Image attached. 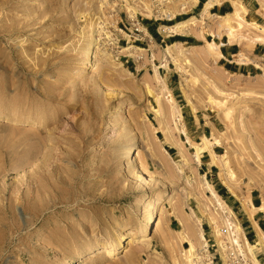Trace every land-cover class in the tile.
Segmentation results:
<instances>
[{"label":"rangeland","instance_id":"1","mask_svg":"<svg viewBox=\"0 0 264 264\" xmlns=\"http://www.w3.org/2000/svg\"><path fill=\"white\" fill-rule=\"evenodd\" d=\"M117 2L0 0V115L18 121L0 119V264H188L186 239L200 257L192 264H255L241 238L246 217L262 239L254 254L264 264V233L253 220L255 214L264 217V211L249 206L264 207V59L251 54L255 45L264 46V32L249 23L264 29V0H236L245 9L241 28L238 20L210 12L198 25L208 41L223 34L238 46L234 57L245 63L234 62L245 65L243 75L224 72L220 56L206 57L195 31L185 35L195 38L182 46L186 60L161 67V49L179 37L158 31L165 40L159 46L154 30L199 18L202 6L195 8L192 0H140L111 14L110 26L123 20L125 9L130 18L137 14L144 25H152L150 54L138 50L134 60L118 52L128 38L117 28L104 31L120 40L118 50L108 48L101 33L102 45L96 20L107 17ZM142 2L156 17L142 14ZM181 4L183 11L178 10ZM163 10L174 19L166 20ZM223 22L228 26L218 30ZM90 35L97 46L91 70L74 78ZM215 43L219 51L221 43ZM154 67L163 79L160 86L154 82ZM167 101L181 113L177 127ZM121 104L126 112L110 116ZM36 120L41 125L31 126ZM181 125L192 144L199 145L202 136L218 142L210 147L216 155L213 164L202 153L196 165L186 136L177 130ZM130 143L144 169L142 179L123 164ZM93 148L98 154L91 159ZM203 175L227 205L225 214L204 189ZM157 195L162 203L132 246L93 261L87 253L78 259L86 248L104 244L107 234L124 240L128 229L140 230L146 203ZM10 214L14 231L7 229ZM225 216L244 258L225 236ZM200 232L206 246L196 242ZM247 241L254 245L256 236Z\"/></svg>","mask_w":264,"mask_h":264},{"label":"bare ground","instance_id":"2","mask_svg":"<svg viewBox=\"0 0 264 264\" xmlns=\"http://www.w3.org/2000/svg\"><path fill=\"white\" fill-rule=\"evenodd\" d=\"M192 2L194 5H196L198 3V0H192ZM228 2H230V4L232 5V11L229 12V14L221 16V18H223L225 20H229V19H234L236 21L238 20L239 23L241 24V22H243V21H241V19H243L242 14L245 11L244 7L242 5H240L238 2H236V0L235 1L234 0H228ZM103 5L105 7L107 4L103 3ZM142 5H143V7L141 9V12L145 17H147V18L156 17L154 9H152L145 2H142ZM182 5L183 4H181L179 6V8H178L179 11L185 10L184 5L183 6ZM218 5H220V4H219V1H217V0H206L202 4L199 18L192 16V17H189L185 20L176 21L170 26L160 25L158 28V31L163 33L166 37L178 36V35L185 36V35H189L192 31H195L198 35V38L201 40L202 43H204V46L206 47V51L208 52V53L207 52L204 53V54H206V57L213 56V55L222 57L221 53L217 50L218 44H216L215 42L206 40L205 36H204L203 28L198 26V25H200L199 23H201V20L204 19V15L209 13V11L214 6H218ZM162 15L165 16V19L168 21H172L174 19V15L170 12L165 11V10L162 11ZM90 20H94V19L90 18ZM249 23L253 26L254 29L261 31V32H264V29L262 28L261 25L257 24L254 21H250ZM236 24L238 25V22ZM90 26H92L91 21H90ZM226 26H228V23H225V22H223L222 24L221 23L217 24L218 30L221 29L222 27H226ZM239 27L241 28L242 24L240 26H238V28ZM140 30L146 36L149 37L151 42L154 41L153 37L147 32L145 26L140 27ZM91 31L94 32V28ZM125 37L128 38L127 46L120 48V50L118 52L125 53L126 56L136 60L137 56H136L135 52H137L139 49H137L132 44V39L130 37H128V36H125ZM257 40H259V39H257ZM95 42H96V40H94L91 35L87 38L86 46L82 49V52L80 55V62H79V64H77L79 66L72 71V77L80 78L82 75L87 74L91 70L92 62H93L94 49L95 48L97 49ZM182 46H183V43H181V42H173V43L165 45L161 49V59L163 62V65L160 64L161 67L162 66L165 67L169 61H171L174 64H177L176 63L177 61L186 60L187 55H186V53H184L182 51ZM190 48H193V47H190ZM234 61L243 63L245 60L244 59L239 60L238 57L237 58L234 57ZM255 68L260 69L262 67H259L257 65ZM154 79H155L154 82H156L157 86H160L163 83V79L158 74L155 67H154ZM167 102H168V104H170V107H171V111H172V112H170L171 118L173 117L172 120L174 122L175 127H177V125H176L177 122H180L182 120L181 113L179 112V110L176 111L173 108L175 106H173V104H171L170 101H167ZM125 112H126V105H124V104L117 105L111 109L110 116L124 114ZM6 118H7L6 116L0 115V119H6ZM7 119L12 121V122H18L17 119H14V118L13 119L7 118ZM31 123H32L31 126H40L41 120L32 121ZM110 123H111V121L109 122V125L112 126ZM179 127L180 128L179 129L177 128V130L186 136L183 125H181ZM186 138H187L188 146L193 149V154H194L193 160L195 161L196 165L201 164L200 155L202 153H208V155L211 157V163L213 164V161H214V158L216 157V155L210 147L213 144L214 145L218 144V142L216 140H214L215 141L214 143H210V141L208 140V138L206 136H202L200 139V144L196 145V144H192L189 141L187 136H186ZM104 141H105V139H104ZM132 146H133V143H130L129 145L124 147L121 158H122L123 164L125 166L130 165L132 167V170H134V176L138 179H142L144 177V174H145L144 169L137 163L138 161L134 157V153L132 151ZM97 154H98L97 149L93 148V150L90 154V158L91 159L95 158ZM223 165H224V168H226L225 170H227L228 164L226 161L223 162ZM228 173H229V176H233L232 172H230L229 170H228ZM203 178H204L203 179L204 180V183H203L204 189L206 190V192H208V194L214 200L215 206H217L216 209L220 210V212L225 214L227 211H229V210L226 211V209L228 208L227 205L223 202V200L220 198V196L214 191L213 187L208 183L205 175H203ZM143 181L145 182L146 179H143ZM227 190L231 193V190L229 188H227ZM58 203L66 204V203H68V199L62 200V201H57V202H52V206H55V204H58ZM161 203H162V196L161 195H157L154 199H152L146 203V210L144 211L145 213L143 214L142 228L140 230L137 229L138 231H136V232H138V234H136L135 231L128 229L127 233L125 234L128 237H126V239H124V240H120V238L116 235L109 236L107 234L105 237V240H104L106 242L104 244H102L98 247H94L93 249L91 247L86 248L85 249L86 252L80 253L78 256V259L82 258L87 253L90 255V257H93V259H92V261H93L94 257L98 256L100 258H102V257L104 258V257L112 256L115 254L116 251H118L119 248L123 249V248H128V247L132 246V244L134 242L133 239L138 237V235L142 236L143 234L146 233L147 226L151 223V220L154 218V216H155L157 210L159 209V206L161 205ZM249 206L257 212H263L264 211L263 206H260V207L254 206L251 202H249ZM229 213H231V212H229ZM137 215H139L138 210L136 211V216ZM224 218H225L224 223L226 224V227H227L226 230L227 229L229 230V232H226L227 234H225V236L226 235L228 236L227 239L229 240V242H231V244L233 243L236 246V249L238 251H240L242 257L244 258V255L242 253V249H241V246L239 243V238H238V236L233 235V233H232L233 231L231 232L232 228L231 227L229 228L230 223L226 219L227 216H225ZM10 220L11 221L8 224L7 229L9 231H14V229H15V218L11 214H10ZM222 224H223V222H222ZM236 228L238 229L239 227H236ZM237 231H239V229ZM241 235H242L241 238L245 241L246 253L248 255H250V258L252 259V263L254 261V263L256 264L257 260L255 257V254H254V248L256 245H262V239H261L260 235L257 234V231H256V242L254 245L248 243L244 233H242ZM198 241L202 242L203 245L206 246L204 236L202 235L201 232L199 233V237L196 238V242H198ZM186 243L189 246L188 249L186 250V257H185L186 262L188 264H192V260L194 258L196 259L197 262H199L200 257H198L196 255V252H195L196 249H195L194 243L190 239H186ZM220 247L223 248V245L221 244Z\"/></svg>","mask_w":264,"mask_h":264},{"label":"crops","instance_id":"3","mask_svg":"<svg viewBox=\"0 0 264 264\" xmlns=\"http://www.w3.org/2000/svg\"><path fill=\"white\" fill-rule=\"evenodd\" d=\"M203 2H204V0H198V3L195 6V8L202 6ZM230 10H231V6H230L229 2L227 0H224L220 5L214 6L209 12L211 15L222 16V15L230 12ZM145 26H146V28H149L150 25L145 24ZM147 32L149 33V30H147ZM153 35L155 36V34H153ZM155 37H157V36H155ZM178 37L179 38L177 41L181 42L183 44L188 43L189 40L190 41L195 40L194 36H192V35L191 36L178 35ZM199 41L201 42L200 39H199ZM213 41H215L217 43H221L219 46V51H220L222 57L219 58V60H218L219 67L226 73H229L232 75H243V72L246 71L245 65H239V64L235 63L233 60L234 56H236L239 53L238 46L236 44H229L227 36L223 35V34H221L219 37L217 35L214 36ZM251 54L253 55V57H256V58L259 57L260 59H264V46L255 45L251 51ZM213 151H214V149H213ZM211 169H212V167H210L209 169L206 168L205 174L209 175ZM222 196L223 195H221V197ZM263 219H264V217L258 216V214H255L253 217V220L257 223V226L264 233V223L262 221ZM244 222L246 223L245 228L247 230L245 232V236L248 240V238H252V237L256 236V231L252 225L251 220H249L247 217H246Z\"/></svg>","mask_w":264,"mask_h":264},{"label":"built area","instance_id":"4","mask_svg":"<svg viewBox=\"0 0 264 264\" xmlns=\"http://www.w3.org/2000/svg\"><path fill=\"white\" fill-rule=\"evenodd\" d=\"M117 5L108 10L107 11V17L105 16H101V18H98V20H96V27H97V30H98V34L97 36L99 37L100 41H101V44L102 45H107L108 48H113L115 49L114 51L118 50V48L120 47L119 46V43H120V40L117 39V38H111L109 36H106V32L104 30H108L109 28L115 30V28H117L118 32L125 35V36H128L132 39V44L139 50H142V51H145L146 53H149L150 54V48L149 46L152 45V42L151 40L149 39L148 36H146L143 32H141L140 30V27L142 26H145L143 24V21L142 19H138L137 18V14L134 15L133 18H130V15H129V11H126L128 9H125V13L124 14V18L123 20L119 19V22L116 24V27L114 26H110V17H111V14H115V10H119V8L121 6H128L129 7H134V6H137L138 2L140 0H117ZM118 7V8H117ZM106 8V7H105ZM132 12V11H130ZM108 13L110 15H108ZM121 15V12L119 14V16ZM113 16V15H112ZM176 17H180V16H176ZM152 25L149 26V28H146V30H149L151 28ZM158 36H160V39L158 38V41L160 43L159 46H161L163 43H164V38L160 35V33L158 32V27L155 28L154 30ZM104 34V38L106 39V42L103 44V39H102V34ZM99 41V40H98ZM124 44L125 46L127 45V40L124 39Z\"/></svg>","mask_w":264,"mask_h":264}]
</instances>
